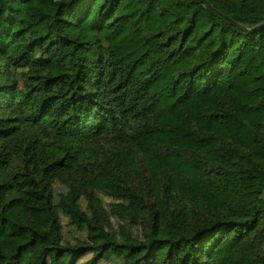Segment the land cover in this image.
<instances>
[{"label": "trees", "instance_id": "trees-1", "mask_svg": "<svg viewBox=\"0 0 264 264\" xmlns=\"http://www.w3.org/2000/svg\"><path fill=\"white\" fill-rule=\"evenodd\" d=\"M208 1L0 0V264H264V0Z\"/></svg>", "mask_w": 264, "mask_h": 264}, {"label": "rangeland", "instance_id": "rangeland-1", "mask_svg": "<svg viewBox=\"0 0 264 264\" xmlns=\"http://www.w3.org/2000/svg\"><path fill=\"white\" fill-rule=\"evenodd\" d=\"M57 189H61L60 187H57ZM63 224H64V239L66 242H72L76 243L79 239L85 238V235L76 230L74 227L70 226L68 224V220L66 218H62ZM90 256H88L89 258Z\"/></svg>", "mask_w": 264, "mask_h": 264}, {"label": "water", "instance_id": "water-1", "mask_svg": "<svg viewBox=\"0 0 264 264\" xmlns=\"http://www.w3.org/2000/svg\"><path fill=\"white\" fill-rule=\"evenodd\" d=\"M203 2L210 8V9H212V10H215L213 7H212V5L209 3V1L208 0H203ZM261 27H264V24H262L260 27H257L256 29H259V28H261ZM244 28V27H243Z\"/></svg>", "mask_w": 264, "mask_h": 264}]
</instances>
